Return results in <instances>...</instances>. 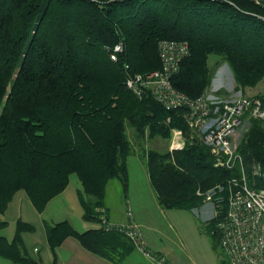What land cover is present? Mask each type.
Here are the masks:
<instances>
[{"label":"trees","instance_id":"trees-1","mask_svg":"<svg viewBox=\"0 0 264 264\" xmlns=\"http://www.w3.org/2000/svg\"><path fill=\"white\" fill-rule=\"evenodd\" d=\"M262 17L264 9L252 0H0V213L21 191L43 213L77 175L83 220L102 227L81 233L69 222L46 223L52 264L68 238L123 264L137 246L125 231L107 224L106 194L115 179L127 186L133 153L127 128L138 139L147 134L168 139L178 122L167 126L164 121L183 111H168L150 96L139 99L126 88L127 78L161 69L159 42L173 40L190 48L172 78L179 92L202 96L222 63L238 88H255L264 79ZM121 43L124 50L114 61L111 54ZM211 57L218 58L214 68ZM252 98L264 111V92ZM247 118L250 127L239 153L253 181L254 165L264 171V119ZM143 157L164 209L201 208L194 199L198 190L239 175L215 168L209 148L200 142ZM226 211L209 221L218 243L215 225ZM6 226L0 220V229ZM34 231L19 220L12 242L0 237V256L15 264H43L24 245L23 234Z\"/></svg>","mask_w":264,"mask_h":264},{"label":"built area","instance_id":"built-area-1","mask_svg":"<svg viewBox=\"0 0 264 264\" xmlns=\"http://www.w3.org/2000/svg\"><path fill=\"white\" fill-rule=\"evenodd\" d=\"M252 1L264 9V0ZM158 48L161 69L132 74L125 86L139 99L150 96L168 111H187L186 119L201 134V143L209 148L214 167L238 171V176L230 178L226 184L217 185L206 194V202L216 201L214 204L218 205L223 198L214 194L222 190L226 193L227 211L219 217L214 231L222 250L220 264H264V171L260 165H254L251 168L254 179L251 181L236 143L237 133L245 122L244 115L264 119L261 101L244 95L227 98L219 87L209 89L196 99L188 97L175 89L172 78L190 55L189 44L162 40ZM123 50L122 43L117 45L111 58L116 61V53ZM183 137V132L175 131L171 151L182 150L186 146ZM177 140L181 142L175 143ZM256 178L262 182L259 183ZM219 215L215 210L214 217ZM118 227L137 247H141V234L137 226L130 223ZM158 261L167 264L164 258H158Z\"/></svg>","mask_w":264,"mask_h":264},{"label":"rangeland","instance_id":"rangeland-1","mask_svg":"<svg viewBox=\"0 0 264 264\" xmlns=\"http://www.w3.org/2000/svg\"><path fill=\"white\" fill-rule=\"evenodd\" d=\"M217 60V57H211V68L216 66ZM213 87L221 88L227 98L234 99L241 95L252 98L264 92V79L257 87L242 91L235 84V80L229 66L226 63H222L215 73V78L211 88ZM186 114L187 111L183 110L177 114V117H169L166 121H164V124L167 126L173 124L175 120L178 122H176L178 126L171 127L169 134L170 137L168 139H162V137L151 138L148 134L144 139H138L136 137L135 130L131 127L127 128V136L133 146V153L127 160V186H125V182L120 179L111 181L108 186V202L116 209L119 202L122 203L129 199L131 203L130 211L129 204H126V210L128 209L126 212L128 215L126 216L128 218L132 217L133 211L135 213L137 210L135 215L138 214L139 216L144 217L147 221L150 220L153 227L157 226L159 230H151V232H160V235H153L155 236L154 240L156 243H154V245L151 243V245L154 246L153 249H163L166 254V259L170 264H220L222 250L218 241L214 239L210 233V214L205 210L210 208L212 209V207L214 208V211L216 210L218 213L226 210V203H224L226 201V197L224 195L225 191L222 190L217 192V194H214L223 198L218 205L214 204L216 201H213V203L210 204L206 202V194L213 189L211 188L205 192L198 190L195 194L194 199H197V202H200L203 205L201 208H194L191 210L166 209L161 211L155 207L148 187L149 181L147 174V162L143 157L144 154H148L152 151L161 153L171 152L170 150L173 145V137L175 131L178 130L183 132V138L186 145L187 143L199 144V142H202L201 134L197 133L196 130L189 125V122L186 119ZM249 118L245 120L242 128L239 129V133H237L238 136L236 143L238 146L241 145L249 130ZM182 127H186V129L184 130ZM178 142V140L175 141V143ZM175 145L178 147L179 144H174V146ZM233 177L236 176L234 175ZM70 188H82L77 175L71 176ZM59 202L60 201H56L53 208H56L57 219H62V206ZM14 206L15 205H13V209L9 213V217L11 218H13L17 213L16 209H14L16 207ZM119 208L121 210V206H119ZM29 215V219H31V221H36V219L39 218L37 217L38 215L35 213L34 209H32V212L30 211ZM73 224L77 231H85L81 221L73 219ZM9 232L13 234L16 232L14 224H11L10 229H8V233ZM145 232L147 234V230H145ZM24 240L25 247L30 256L39 259V255H43L42 257L45 258V254H49L47 253L49 249L46 243L45 234L40 225L39 228L37 227L36 231L25 234ZM150 241L152 240L150 239ZM35 249L37 250L35 251ZM39 250L40 252L38 253ZM44 261H46V263H50L49 260ZM125 264L150 263L145 261L138 253H134L129 259V262L127 261Z\"/></svg>","mask_w":264,"mask_h":264},{"label":"crops","instance_id":"crops-1","mask_svg":"<svg viewBox=\"0 0 264 264\" xmlns=\"http://www.w3.org/2000/svg\"><path fill=\"white\" fill-rule=\"evenodd\" d=\"M171 151V150H170ZM172 152V151H171ZM147 174H148V181H149V190L151 197L153 199V203L157 209H160L161 211L166 210L164 209L157 198V195L153 189V186L151 184V180L149 177L148 173V168H147ZM71 187V178H70V183L68 187L65 189V191L51 200L49 204L47 205L45 211L43 213H39L35 210L33 207V204L31 203L29 197L27 194L23 191L18 192L11 204L9 205L8 209L4 214L0 213V220L7 222V226L3 229H0V237L6 238L9 242H12L13 239L15 238L16 232L13 233H8V229H10L11 224L15 225L16 231H17V223L19 220H22L25 223H29L35 227V231L37 227L39 228V225L42 227L45 238H46V243L48 246V251L45 254V258L42 257L43 255H39V259L34 258L33 256H30L28 250L26 249L28 255L35 259L41 261L43 264H52L54 261V256L53 253L49 247L48 240H47V234H46V223L50 225H55L61 222H69L73 227V219L79 220L82 222V226L85 231L89 230H95V229H100L102 227V224H96V223H91V222H86L83 220V208L81 206V203L79 201L78 197V190L77 188H70ZM17 201V202H16ZM56 201H60L62 206V219H57L58 217L56 216V208H53V205ZM129 204V211L131 210V203L130 200L127 199L125 202H122L117 205V208L113 207L109 202H108V188H107V194H106V207H107V214H106V222L108 225H113V226H118V225H127L130 223H133L135 226L140 231L141 234V247H137L136 250L130 254L126 260L123 262L125 264L127 261L129 262V259L134 253H138L142 258L147 261L150 264H161L158 261V258H164L166 260L167 264H170L169 261L166 259V254L163 249H153L154 248V243L155 236L160 235V232H151V230L158 231L159 228L153 227L152 224L150 223V220H146L144 217L139 216L138 214L135 215L134 211L132 214V217H127L128 215L126 212V204ZM210 204V203H209ZM13 205H15L14 209H16L17 213L16 215L11 218L9 217V213L13 209ZM207 205V204H205ZM204 205V206H205ZM121 206V210L119 208ZM203 207V206H202ZM32 209H34L35 213H37V218L36 221H31L29 219L30 211L32 212ZM210 216H209V221L214 217V208L212 209H206ZM132 212V211H131ZM129 213V212H128ZM144 218V219H143ZM75 229V227H74ZM77 230V229H76ZM147 230V234L145 232ZM84 231V232H85ZM79 232V231H78ZM29 232H25L23 234V241L25 245V234ZM82 233V232H81ZM150 239L152 241H150ZM151 243L153 245H151ZM151 246V247H150ZM26 248V247H25ZM37 249H35L36 251ZM40 250L38 251V253ZM57 264H114L111 261L104 259L102 257L97 256L94 253L89 252L86 250L84 247L81 246V244L76 240L75 238H68L64 241V243L58 248L57 250ZM44 260H49L50 263H46ZM0 264H15L9 259L3 258L0 256Z\"/></svg>","mask_w":264,"mask_h":264}]
</instances>
